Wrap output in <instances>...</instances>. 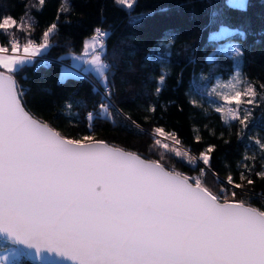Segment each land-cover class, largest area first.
Instances as JSON below:
<instances>
[{
  "label": "snow or ice",
  "instance_id": "snow-or-ice-1",
  "mask_svg": "<svg viewBox=\"0 0 264 264\" xmlns=\"http://www.w3.org/2000/svg\"><path fill=\"white\" fill-rule=\"evenodd\" d=\"M44 3L39 0L41 6ZM114 3L131 10L136 0ZM228 3L233 8L245 7L244 0ZM69 12L67 0H61L57 20ZM143 15H130L129 23ZM57 29L54 21L37 42L31 38L30 23L0 15V34L24 33L23 41L12 38L0 44V238L6 242L0 246V264H17L21 257L35 264H264V205L253 206L235 190L226 198L223 185L217 192L210 190L202 183L204 168L190 176L91 134L63 135L27 108L25 90L16 76L51 47L50 37ZM231 31L222 26L215 36ZM108 38V30L97 26L84 39L80 53L74 54L76 61L90 66L85 67V74L94 73L104 88L101 101L85 118L91 128L97 119L115 122L120 115L144 132L112 100L115 88L110 86L112 64L106 59ZM230 54L238 60L242 48L233 44ZM156 58V53L148 57ZM79 75L62 71L64 79ZM166 79L163 71L156 77L154 95L163 91ZM240 82L237 69L228 82H217L207 93L218 99L219 103H210L224 123L238 121L237 140L253 124L252 109L258 97L264 96V84L259 85L260 91L252 84L241 91L235 87ZM221 88H231L234 94ZM190 103L200 106L195 99ZM66 107L72 105L66 102ZM156 107L149 104L146 111L155 113ZM149 135L156 145L188 164L202 161L208 166L215 149L208 145L198 156L191 155L178 147L181 141L176 134L162 126L154 125ZM168 137L171 141L165 142ZM247 138L264 153V140ZM195 139L199 142L200 137ZM244 159L255 157L245 153ZM243 167L253 171L247 164ZM254 175L264 179V163ZM226 180L235 189L254 185L245 172L240 173V183L231 174Z\"/></svg>",
  "mask_w": 264,
  "mask_h": 264
},
{
  "label": "trees",
  "instance_id": "trees-1",
  "mask_svg": "<svg viewBox=\"0 0 264 264\" xmlns=\"http://www.w3.org/2000/svg\"><path fill=\"white\" fill-rule=\"evenodd\" d=\"M67 2L70 12L62 13L57 20L61 0H45L43 6L39 0H0V15L10 14L18 23H30L31 38L37 42L48 25L54 21L58 24L50 37L51 47L42 54L47 59L36 58L16 76L25 90L27 108L63 135L79 138L91 134L161 160L170 169L190 176L199 175L204 168L202 183L210 190L217 192L223 185L226 191L222 195L226 198L235 190L240 199L253 206L264 205V179L254 175L260 163L256 159H244L245 153L252 157L247 151L253 143L247 138L251 136V129L264 130V106H260L264 105V96L258 97V105L252 109L253 124L237 140V132L241 130L238 121L224 123L221 114L213 108L206 112L190 103L188 94L195 82L200 85L212 78L226 79L237 64L241 90L252 84L260 91L259 85L264 84V0H246L243 9L230 7L228 0H136L131 10L114 0ZM141 14H144L142 19L129 23L130 15ZM97 26L109 32L106 59L112 64L110 86L115 88L112 97L115 107L130 115L144 132L120 115H116L115 122L97 119L90 128L85 114L101 101L104 88L91 73H79V78H60L61 66L68 64V55L80 53L84 39ZM222 26L233 31L212 37ZM12 37L23 41L24 33L0 34V44ZM168 40L172 41L171 45L167 44ZM233 44L243 51L238 60L230 54ZM152 53L157 58L149 60ZM162 71L167 74L166 85L157 96L153 94L156 77ZM72 72L74 76L77 73ZM205 96L212 99L208 94ZM66 102L72 105L71 109L66 107ZM149 104L157 106L155 113L146 111ZM154 125L174 132L181 141L178 147L188 149L194 156L208 145H215L209 165L197 161L192 168L173 152L156 145L149 135ZM197 136L199 142L195 139ZM170 141L168 137L165 142ZM245 164L253 171L248 172L243 167ZM241 172L254 180L253 186L246 185L241 190L228 185L226 177L231 174L240 183ZM17 264L32 262L21 257Z\"/></svg>",
  "mask_w": 264,
  "mask_h": 264
},
{
  "label": "rangeland",
  "instance_id": "rangeland-1",
  "mask_svg": "<svg viewBox=\"0 0 264 264\" xmlns=\"http://www.w3.org/2000/svg\"><path fill=\"white\" fill-rule=\"evenodd\" d=\"M245 1L244 0V4H245ZM211 36H215V33L211 34ZM42 55V54H41ZM40 55V56H41ZM39 57V56H38ZM37 57V58H38ZM72 68L70 67H67L65 65H62L61 66V70H60V78H63L62 77V71H67V70H70ZM80 69L81 71H83V68H78ZM237 69H239V66L238 64L236 66H234V69H233V72L231 73V75L229 77H227L226 79L222 78V77H217V78H212L210 81L206 82V83H201L200 85H198L197 82L193 83L192 85V88L188 90V94H189V98L190 100L192 99H195V100H198L200 101V108H202L204 111L206 112H209V111H212V103H219L218 99L215 97V96H210L212 97V99H209L207 96V94L205 93H208V91L214 86L217 84V82H222V83H226L228 82L236 73ZM73 70V69H72ZM84 72V71H83ZM240 72V70H239ZM85 73V72H84ZM240 80H241V77H240ZM198 82H200L198 80ZM233 83H235V81H233ZM240 83L239 84H236L235 87L236 89L238 90H241V88L239 87ZM243 90V89H242ZM241 90V91H242ZM220 91L224 92V93H228V94H234L233 93V90L231 88H221ZM210 101L212 103H210ZM234 106V105H233ZM214 109V108H213ZM251 136H254L256 138H260L262 140H264V130H259L257 129L256 127H253L251 129V133H250ZM252 144H250L247 148V151L249 153L250 156H254L255 159L261 164V163H264V161L261 160V150L259 149V146L257 144H255V141L252 140ZM191 167L194 165V164H190ZM191 167L189 168V172L191 171ZM193 168V167H192ZM260 171V169H259ZM186 174H188L186 172ZM6 245V242H3L0 240V246H5Z\"/></svg>",
  "mask_w": 264,
  "mask_h": 264
},
{
  "label": "crops",
  "instance_id": "crops-1",
  "mask_svg": "<svg viewBox=\"0 0 264 264\" xmlns=\"http://www.w3.org/2000/svg\"><path fill=\"white\" fill-rule=\"evenodd\" d=\"M43 53H44V52H43ZM43 53H42V54H43ZM67 58H68V64H70L71 66L76 67V68H83V71H84L85 67H90V66H85V65H83V63L80 62V61H76V60L74 59V54L68 55ZM65 66H66V65H65ZM70 70L72 71V69H70ZM89 73H91V72H89ZM91 74L95 76L94 73H91Z\"/></svg>",
  "mask_w": 264,
  "mask_h": 264
},
{
  "label": "water",
  "instance_id": "water-1",
  "mask_svg": "<svg viewBox=\"0 0 264 264\" xmlns=\"http://www.w3.org/2000/svg\"><path fill=\"white\" fill-rule=\"evenodd\" d=\"M106 142H108V141H106ZM110 145H114V146H116V147H120V148H123V147H121V146H118V145H115V144H112V143H110V142H108ZM123 149H125V148H123ZM125 150H129V151H133V150H130V149H125ZM135 152V151H134ZM139 154V153H138ZM141 155V154H140ZM142 157H144V158H147V159H152V160H157V159H153V158H150V157H146V156H143V155H141ZM0 240L1 241H3V242H5L2 238H0ZM24 258H26V257H24ZM27 260H29L30 262H32V264H35V262L33 261V260H31L30 258H26Z\"/></svg>",
  "mask_w": 264,
  "mask_h": 264
},
{
  "label": "built area",
  "instance_id": "built-area-1",
  "mask_svg": "<svg viewBox=\"0 0 264 264\" xmlns=\"http://www.w3.org/2000/svg\"><path fill=\"white\" fill-rule=\"evenodd\" d=\"M12 38H16V37H12ZM12 38H10V39H12ZM16 39H17V38H16ZM39 57H42V55L39 56ZM42 58H44L45 60L47 59L46 57H42ZM64 65H66L67 67L72 68V69H73L74 71H76L77 73H82V74H84L83 71H81L80 69H78V68H76V67L71 66L70 64H66V63H64Z\"/></svg>",
  "mask_w": 264,
  "mask_h": 264
}]
</instances>
